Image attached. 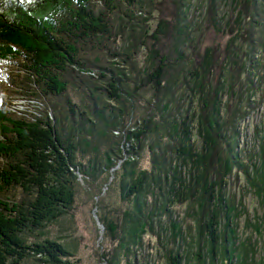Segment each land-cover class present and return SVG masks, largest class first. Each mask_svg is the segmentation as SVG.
Instances as JSON below:
<instances>
[{
  "label": "trees",
  "instance_id": "trees-1",
  "mask_svg": "<svg viewBox=\"0 0 264 264\" xmlns=\"http://www.w3.org/2000/svg\"><path fill=\"white\" fill-rule=\"evenodd\" d=\"M160 1L0 0V59L17 61L19 94L44 100L53 114L29 123L9 115L0 101V264H73L70 251L44 230L70 212L77 173L96 182L119 160L114 184L127 206L119 223L104 222L117 239L108 264H120L122 256L129 263L147 233L162 241L166 228L158 222L164 215L170 245L164 264H245L254 257V246L238 239L237 208L222 192L239 166L234 123L244 116L231 66L257 69L254 57L264 53V0H208L204 24L232 37L221 54L217 47L194 54L198 61L183 59L190 0H172L171 21L160 18L151 29ZM223 3L232 13L220 12ZM118 38L125 39V49L106 48L108 65L87 56ZM242 47L246 60L240 62ZM143 49L149 64L135 72L133 56ZM71 76L80 104L66 97L65 77ZM140 91L153 101H138ZM224 91L236 98L229 119L222 114ZM90 138L95 142L88 149ZM145 151L149 170L139 163ZM130 153L133 161H124ZM261 172L253 188L264 197V164ZM176 205L185 206L184 220L191 222L184 231L172 218Z\"/></svg>",
  "mask_w": 264,
  "mask_h": 264
},
{
  "label": "rangeland",
  "instance_id": "rangeland-1",
  "mask_svg": "<svg viewBox=\"0 0 264 264\" xmlns=\"http://www.w3.org/2000/svg\"><path fill=\"white\" fill-rule=\"evenodd\" d=\"M171 1L161 0L159 2L152 21L148 23L151 29H155L160 18L168 17L171 21L170 18L173 14ZM207 3L208 0H190L189 2L187 23L191 24V31H189V35L191 34V36L189 44L185 48L186 58H183L184 61H188V59H197L198 61L199 58L194 54H198V52L202 53L205 48L209 47H217L221 54L232 37V34L229 35L228 32L227 34L216 33L208 24H204V20L207 17ZM219 8L221 13L228 10L230 13L233 11L231 5L227 6L224 3L220 4ZM240 10H243L244 13L248 11L245 9V6ZM243 17L247 19L249 13ZM262 23L264 24V16ZM259 30L260 26L257 28L255 36H258ZM108 43L106 46L104 43L100 46L92 47L87 52V56L92 61L98 58L100 59V63L108 65L105 60H109V55L105 49L108 48L110 51L115 50V52L120 53L124 51L126 42L124 38H118L113 45H110V42ZM161 44L162 46L166 45L169 47L170 41H168V38L162 37ZM245 50L246 48L242 47L243 52L238 53L240 62L244 59L246 60L244 57ZM166 51H169V49L167 48ZM146 53V50L143 49L133 56V62L136 64L135 72L143 69L145 63L149 64ZM254 61L258 62L257 69H247V72L240 70L234 65L231 66L232 74L235 77L233 92L235 93V97L242 95L244 98L239 105L244 116L242 119L237 117L234 123L236 135L235 151L239 166H235L232 169L230 176L226 179L222 192L224 200L230 201L237 208L239 216L236 220L238 224V239L244 243H250L256 250L254 257L251 260L248 259L245 264H260L264 258L262 250L264 233L260 235L256 232V227L262 226L264 228V197L259 196V190L253 188L254 184H257L261 180V170L264 164V53L256 54ZM16 62L11 59H0V101L4 100L6 112L14 118L24 119L29 123L41 118L44 112L53 119V114L49 112L50 108L47 107L44 100L40 98L31 99L23 94H19L20 90L14 84L15 82L17 83L15 76L19 74ZM93 72V74L98 75L96 69ZM86 74H83L85 75L83 79H86ZM88 75L92 76L91 74ZM65 79L68 84V92L67 96H65L70 98L73 103L80 104V101H82L79 99L81 92L76 90L77 84L72 81L74 80L72 76L65 77ZM249 87L251 90L248 92L247 88ZM140 94L141 96L140 98L138 97V101L142 103L148 100L153 101L149 92L140 91ZM222 97V103L226 105L222 110V114L225 119H229L230 113L236 104V98L229 100L228 92L226 91H224ZM135 98H137V94ZM86 99L89 105L90 98L86 96ZM120 129L118 127L115 131ZM114 134L118 135L117 132ZM230 134L232 135V133ZM93 141L92 138L88 139V149L93 145ZM82 146H86V144ZM78 157L81 159V154H78ZM124 157H126L124 161L130 162L133 161L135 155L130 153ZM119 159H122V155ZM112 161L114 162V159ZM122 161L119 160L117 165L114 164L108 172L100 175L96 182H91L77 173L74 204L70 212L65 217L47 225L44 230L46 238L61 242L70 251L72 256L67 259L73 264H108L117 247V239L114 240L106 230L105 223L108 225L119 223L120 216L127 206L126 203L120 200L116 191V185L114 184V172L117 171L118 165L120 166ZM82 162H85V159ZM139 163L142 169L149 170L150 164L146 151L143 152ZM184 211V205H176L173 209V217L171 215L173 220L182 223L183 231L186 230L188 225H191L189 219L184 220ZM158 223L162 225V228H166L162 232L163 240L159 242L156 236L148 233L143 235L139 251L130 257L129 263L122 256L120 264H164V247L170 246L167 237L169 235V216L164 215ZM185 238L188 242V237L186 236ZM177 242L180 243V240ZM177 242L176 245H178Z\"/></svg>",
  "mask_w": 264,
  "mask_h": 264
},
{
  "label": "built area",
  "instance_id": "built-area-1",
  "mask_svg": "<svg viewBox=\"0 0 264 264\" xmlns=\"http://www.w3.org/2000/svg\"><path fill=\"white\" fill-rule=\"evenodd\" d=\"M118 168H119V165H118ZM118 168H117V169H118Z\"/></svg>",
  "mask_w": 264,
  "mask_h": 264
}]
</instances>
